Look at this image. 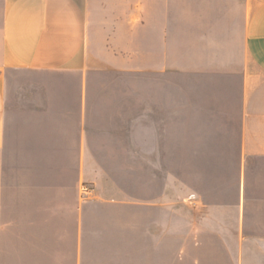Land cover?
Here are the masks:
<instances>
[{
	"label": "crops",
	"instance_id": "crops-1",
	"mask_svg": "<svg viewBox=\"0 0 264 264\" xmlns=\"http://www.w3.org/2000/svg\"><path fill=\"white\" fill-rule=\"evenodd\" d=\"M173 75L181 145L207 163L196 230L157 233L155 201L75 202L72 264H264V0H0V198L10 160L78 163L80 200L87 163L160 160L141 97L171 153Z\"/></svg>",
	"mask_w": 264,
	"mask_h": 264
},
{
	"label": "rangeland",
	"instance_id": "rangeland-1",
	"mask_svg": "<svg viewBox=\"0 0 264 264\" xmlns=\"http://www.w3.org/2000/svg\"><path fill=\"white\" fill-rule=\"evenodd\" d=\"M19 79L16 82V92ZM172 80V123L167 140L171 143V153L163 152V129H154L146 119L143 120L142 116H147L146 100L141 97L140 149L148 152L160 143L161 154L156 156L160 160L87 163L86 166L90 168L87 167L82 180L83 185L92 190L89 198L79 199V190L75 183L78 163L19 160L5 163V183L0 198V264H72L73 258L68 255L76 250L78 226L74 219L73 205L79 201H155L165 205V210L159 207L156 210L157 233H163L164 227L166 232L170 230L173 235L196 230L193 226L194 220L190 219H196L203 212L196 210L193 202L198 198L210 200V195L205 194L202 184L207 163L198 162L195 156L190 155V149L195 153L196 147L190 145L189 140L187 145H181L180 82L175 75ZM146 89L147 83L142 81L141 96ZM187 100L188 105L195 104V97H188ZM125 133L130 137V130ZM188 133L190 134L189 131ZM16 140L18 151V137ZM126 148L131 149L130 146H123V149ZM156 153L159 154V149ZM12 157L19 158L18 155ZM208 166L211 167V163ZM47 202L58 209L52 211L46 209V206L43 209L36 208L37 203ZM88 212L93 218L100 214L97 210ZM164 214L171 220L170 227L164 226ZM185 215L189 218L187 224L182 221ZM52 251L58 255L51 254Z\"/></svg>",
	"mask_w": 264,
	"mask_h": 264
},
{
	"label": "built area",
	"instance_id": "built-area-1",
	"mask_svg": "<svg viewBox=\"0 0 264 264\" xmlns=\"http://www.w3.org/2000/svg\"><path fill=\"white\" fill-rule=\"evenodd\" d=\"M92 193V190L86 186V185H83L82 188H81V197L86 199V198H89L90 194Z\"/></svg>",
	"mask_w": 264,
	"mask_h": 264
}]
</instances>
